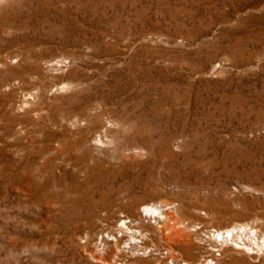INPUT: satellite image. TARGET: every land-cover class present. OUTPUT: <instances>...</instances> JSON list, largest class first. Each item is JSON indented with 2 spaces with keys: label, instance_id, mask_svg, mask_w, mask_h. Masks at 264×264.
I'll list each match as a JSON object with an SVG mask.
<instances>
[{
  "label": "rangeland",
  "instance_id": "374dc122",
  "mask_svg": "<svg viewBox=\"0 0 264 264\" xmlns=\"http://www.w3.org/2000/svg\"><path fill=\"white\" fill-rule=\"evenodd\" d=\"M259 238L264 0H0V264H264Z\"/></svg>",
  "mask_w": 264,
  "mask_h": 264
},
{
  "label": "bare ground",
  "instance_id": "6f19581e",
  "mask_svg": "<svg viewBox=\"0 0 264 264\" xmlns=\"http://www.w3.org/2000/svg\"><path fill=\"white\" fill-rule=\"evenodd\" d=\"M93 105L92 104L87 105L85 110L93 108ZM81 121H82L81 119L75 120V122L72 125L73 130L72 129L66 130L65 135H63L62 139L59 140L60 143L58 144V146L51 149L56 154V157L58 153L62 151L64 147H67V146L74 147L77 145V148L86 147V150H88L91 147V144L88 141L89 140L88 132H86L85 130H82L80 126ZM70 158L71 160L73 159V157L70 156L64 159V161H68L70 160ZM162 204H163V201H161L159 204L146 205L144 207L143 214L145 212L144 214L145 216L149 215L152 217H158V218L164 219L163 224H161V226H157L156 229L159 233H161L163 238L169 239L176 235L175 231H177L176 229L177 223L172 222L173 215L170 212H167L165 209H163ZM143 220H144L143 216L140 215V216H137V218H134L133 220L132 219L128 221L122 220V223L120 225L119 232H122V234H125L126 236H130V238L133 239L134 245L131 246L133 250L136 248L138 243H146L149 239L155 236L153 233H148L147 231L142 232L141 230H137L138 226L142 224ZM243 226L246 227L247 225H243ZM236 228L237 227H233L231 229H226L224 231L215 230L213 231L214 239L218 240V236H220V240L223 242L227 241L229 237H231V240H234L235 238L234 230ZM166 230H168V233H166ZM138 238H140V240H137ZM184 264H188V262L187 263L185 262Z\"/></svg>",
  "mask_w": 264,
  "mask_h": 264
},
{
  "label": "built area",
  "instance_id": "2783aa9c",
  "mask_svg": "<svg viewBox=\"0 0 264 264\" xmlns=\"http://www.w3.org/2000/svg\"><path fill=\"white\" fill-rule=\"evenodd\" d=\"M234 234L235 236L236 235H239V234H255V231L251 228H248V227H245V226H238L235 230H234ZM228 239L231 240V238L229 237ZM257 244L264 248V239L263 238H259V240L257 239ZM216 254V255H215ZM220 253L219 251L216 249V250H213L212 254L210 257L207 258V261L209 262V264H217V257L216 256H219ZM173 261V259H172ZM185 263V262H184ZM183 263V264H184ZM189 264V263H188Z\"/></svg>",
  "mask_w": 264,
  "mask_h": 264
}]
</instances>
